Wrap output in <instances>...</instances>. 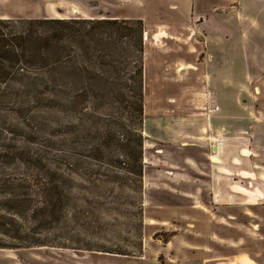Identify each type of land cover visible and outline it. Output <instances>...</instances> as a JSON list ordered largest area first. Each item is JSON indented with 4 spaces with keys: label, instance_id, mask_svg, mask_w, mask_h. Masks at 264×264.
<instances>
[{
    "label": "crops",
    "instance_id": "obj_1",
    "mask_svg": "<svg viewBox=\"0 0 264 264\" xmlns=\"http://www.w3.org/2000/svg\"><path fill=\"white\" fill-rule=\"evenodd\" d=\"M145 1L139 18L99 19L146 25V115L155 109L146 130L162 149L144 171V255L135 264H264V203L235 202L222 158L239 142L264 153V0H241V13L232 0ZM167 101L190 107L158 112ZM238 123L245 135L228 140ZM246 174L250 201L264 200V171ZM160 233L174 236L158 242Z\"/></svg>",
    "mask_w": 264,
    "mask_h": 264
},
{
    "label": "trees",
    "instance_id": "obj_2",
    "mask_svg": "<svg viewBox=\"0 0 264 264\" xmlns=\"http://www.w3.org/2000/svg\"><path fill=\"white\" fill-rule=\"evenodd\" d=\"M144 35V23L137 20H0V117L8 118L12 114L18 119L25 120L15 127L20 131L22 127H27L30 137L29 140L18 142L14 130L0 125V212L7 210L11 216L5 220V224L0 220V236L4 238H0V250L57 248L41 242L22 245L20 232H15L17 223L25 220L24 214L28 213L25 210L27 208L25 192L30 189L31 183L28 182L30 176L37 179L34 184L38 189L45 188L43 190L49 193L51 189L53 191L47 200V203L50 201L47 211L56 212V207L62 205L60 197L64 195L65 185L53 179L54 169L60 168V165H56L54 169L45 167L46 172L42 171L37 176L31 168H27L34 160L42 161L41 158L38 159V154L33 155L31 151L36 144L39 123L43 116L61 115L64 119L80 120L92 114L94 118L98 113L91 109L90 104L104 101L113 95L123 94L128 99L132 112L141 121L142 127L144 126ZM72 127L73 124H69L60 128L70 131ZM142 127L138 132L132 131L130 126L123 127L122 141L120 142L119 139L117 144L110 140V133L105 139L100 133L96 134L100 144L92 149L98 150L100 158L104 160L106 152L118 148L119 153L130 157L131 164L111 163L113 165L108 168L109 171H104L103 165L99 164L82 171L77 166V150L62 149L57 156L62 163L59 171L61 179L65 180L66 176L68 179L74 175L79 176L78 173L81 172H84L94 184L100 183V185L104 181L134 178L142 200L145 142ZM92 149L90 148L89 153H93ZM39 178L43 180L38 181ZM49 180L51 187L48 184L46 187L44 181L49 182ZM105 184L109 188L112 186L109 183ZM98 186L94 187L95 193L101 192ZM53 195L59 197L52 200ZM12 204L25 209H8ZM45 211V209L36 211L39 212L38 218L42 215L46 222L52 225L56 214L49 215ZM67 213H64L63 218H67ZM82 214L89 215L86 217L89 220L93 218L91 213L78 209L77 213L70 215L72 221L82 222L81 219H84ZM140 215L143 224L142 206ZM61 220L57 218L56 221L61 222ZM60 234L66 237L64 241L66 244L72 245L79 240L78 236L75 237L67 230H62ZM57 239L62 238L59 236ZM79 243L84 242L80 240ZM94 244L91 242L77 250L129 257L127 253L120 251L93 247ZM59 249L70 250L62 245ZM138 251V255L141 256L143 243L142 245L140 243Z\"/></svg>",
    "mask_w": 264,
    "mask_h": 264
},
{
    "label": "rangeland",
    "instance_id": "obj_3",
    "mask_svg": "<svg viewBox=\"0 0 264 264\" xmlns=\"http://www.w3.org/2000/svg\"><path fill=\"white\" fill-rule=\"evenodd\" d=\"M232 1L233 11L241 13V0ZM141 3L140 0H0V20L66 21L74 19L139 18L142 16L143 11L150 10V8L146 7L147 1L144 3L145 7ZM144 27L146 31L145 24ZM203 57L205 58V56ZM166 58L164 57L162 61H159V65L164 62L165 69ZM155 60V56L149 57L147 63L149 74L151 69L150 62ZM101 86L104 88L103 85ZM176 97L180 100L184 99L179 93L176 94ZM239 105L241 108V103ZM90 107L98 113L94 118L92 114L80 120L72 118L64 119L61 115H48L43 116V119L39 123V134L36 137V144L33 146L31 153L33 155L38 154V159L41 158L42 161L34 160L27 168H31L37 176L42 171L46 172L45 167L54 169L56 165H60V168L54 169L55 176L53 179L59 181V183L63 182L65 185L64 195L60 197L62 198V205L60 206L59 204L56 207V212L55 210L52 212L47 211L50 207V201L47 203V200L50 194H53V191L51 189V193H49L43 190L45 188L38 189L36 184H34V181L37 179L30 176L28 180L31 183L30 189L25 192L27 208H22L16 204L8 206V209H25L28 211V213L24 214L23 219L25 220L19 221L15 227V232H20L22 237V245H33L34 243L41 242L43 244H49V247L55 246L57 248L32 247L31 249L21 250H0V264H135V261L142 259L144 255L145 232L144 221L143 224L141 223L140 209L142 206L144 211V193L143 199L141 200L134 178H123L119 181H104L100 185V183L94 184L88 176L84 175V172H81L78 173L79 176L74 175L70 179L66 176L65 180L61 179V172L59 171H61L62 163L58 160L57 156L62 149L66 151L68 149L70 151L73 149L77 150V166L82 171L85 168L90 166L96 167L99 164L103 165L104 171H109L108 168L113 165L111 163L129 165L132 162L130 157H125L119 153L118 148H112L110 152H106L104 160L99 157L97 149H92L100 144L97 141L99 140V137L96 135L97 133L103 135L104 139L110 133V140L112 143L117 144L119 139L120 142L122 141L121 139L124 134L122 132L123 127L130 126L132 131L135 130L136 132L141 129V121L132 112L128 99L123 94L121 96L113 95L104 101L90 104ZM189 107V103H184L182 107L178 108V104L171 105L167 101L165 105H161L158 112L178 117L181 116V112H185ZM147 112L148 115L152 113L151 116H153L155 109L151 111L149 105ZM148 115L145 113V118L150 122L151 118ZM23 121L25 120L18 119L12 114L8 118L0 117V125L14 130L16 132L15 139L18 142L30 139L29 129L27 127H22L21 131L15 127V125H19ZM69 124H73L70 131H64L60 128L63 125ZM224 125L225 127L227 125L229 126V123H224ZM142 131L145 138L143 150V165L145 171L146 168L154 165L152 163L158 159L160 160L158 151L162 148L154 146V142L150 138L148 130H146V119ZM243 132H246V126L244 124H234L231 135H228L227 139H231L233 135L234 137L245 135L241 134ZM14 145L17 146L19 144ZM234 147H232L230 155L223 154L222 158L223 162L225 161L227 164L230 161V166L225 167L228 170V176L232 177L231 180L234 181V183H230L229 185L233 187V193H237L240 197L235 202L241 205L247 203L248 199L249 203H264L263 199H257L254 202L250 201L249 192L253 189L251 186L253 178H248V174H246L249 171V167H253L254 165V170L259 172L261 177H263L264 153L262 151H248V145L242 142L237 143ZM90 148L93 153H89ZM30 173L32 175L34 174L31 170ZM42 180V178L38 179V181ZM261 182L260 180L258 188L264 189ZM105 183L111 184V188ZM44 184L45 186L48 184L51 187L50 180L49 182L44 181ZM95 186L100 187L101 192L95 193ZM58 197V195H53L52 200ZM16 202H19V200H16ZM41 209H45V212L49 215L56 214L55 219L52 217L54 219L52 220V225L46 222L42 215L38 218L39 212L36 211ZM78 209L82 212L91 213L93 218L89 220L86 218L89 215L82 214L84 216V219H81L82 222L74 223L70 215L77 213ZM65 212H68L66 219L63 218ZM9 214L7 210L0 212L1 223L5 224V220L11 218ZM57 218L62 219L61 222L56 221ZM62 230L69 231L75 237L78 236V242L72 245L66 244L64 242L66 237L60 234ZM59 236L62 238L61 240L57 239ZM141 236H143L142 240H140ZM170 236L160 233L155 236V240H158V242L168 241ZM0 238L4 239L3 236H0ZM80 240L84 243L80 244ZM91 242L95 243L93 247L99 246L102 249L120 251V253H127L129 257L103 255L77 250L86 247ZM140 243L141 245L143 243V254L141 256L138 255ZM60 245L63 247L67 246L70 250L59 249ZM160 260L164 261V257H161Z\"/></svg>",
    "mask_w": 264,
    "mask_h": 264
},
{
    "label": "bare ground",
    "instance_id": "obj_4",
    "mask_svg": "<svg viewBox=\"0 0 264 264\" xmlns=\"http://www.w3.org/2000/svg\"><path fill=\"white\" fill-rule=\"evenodd\" d=\"M147 40V38L145 39V41ZM171 103H174V102H171Z\"/></svg>",
    "mask_w": 264,
    "mask_h": 264
}]
</instances>
